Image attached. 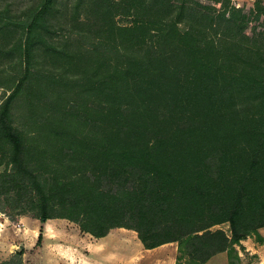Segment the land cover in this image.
<instances>
[{"label":"trees","instance_id":"trees-1","mask_svg":"<svg viewBox=\"0 0 264 264\" xmlns=\"http://www.w3.org/2000/svg\"><path fill=\"white\" fill-rule=\"evenodd\" d=\"M91 1L84 10L101 21L115 56L96 50L86 58L50 44L57 0H32L21 18H0V57L20 68L11 78L0 73L10 90L0 104V165L30 170L32 160L51 158L48 191L31 200L42 223L68 219L98 238L130 228L148 249L194 234L191 254L203 264L217 247L264 227V43L246 32L264 6L228 10L230 0H219L222 10L208 14L202 8L211 7L194 8V0ZM120 15L132 24H119ZM41 55L74 75L35 74ZM57 84L99 105L75 109L87 113L78 120L87 129L65 116L45 122L37 136L14 126L24 91L37 96ZM104 178L120 189L103 186ZM13 180L6 191L19 186ZM224 222L231 238L210 230Z\"/></svg>","mask_w":264,"mask_h":264},{"label":"rangeland","instance_id":"rangeland-1","mask_svg":"<svg viewBox=\"0 0 264 264\" xmlns=\"http://www.w3.org/2000/svg\"><path fill=\"white\" fill-rule=\"evenodd\" d=\"M37 1V0H36ZM78 0H57V7L59 9L58 21H55V25L52 27L53 33L48 34L47 41L58 48H66L68 52H81L86 58H96V50H98L100 56L109 57L117 54L116 50L107 44L104 31L101 30V21L98 17L90 16L88 11L84 8H88L92 4L91 0L81 1V12L79 14L74 11V6ZM32 0H0V18H5L6 15L13 19L21 18L22 15L27 12L28 7L31 5ZM205 5L211 7L202 8V11H206L208 14H218L222 10V2L219 0H194L191 2V6L194 8H200L198 6ZM225 3H228L225 1ZM260 3L264 6V0H230L228 4V10L231 7L243 8L246 11L256 10L257 4ZM214 8V9H213ZM254 12L252 14L251 21L249 22L246 32L249 36L254 37L257 41L264 43V11L259 17ZM71 15L75 16V19L71 20ZM7 16V17H8ZM116 21L119 24H132L131 16H117ZM187 21V20H186ZM188 24V23H187ZM181 28H185L182 23ZM19 35V33L17 34ZM92 56V57H91ZM15 58L0 57V73L4 72V78H11L20 69L18 67L19 62H16ZM94 59L90 62L93 63ZM88 65H91L88 64ZM93 65V64H92ZM37 74L39 71L51 72L53 75L60 77L61 75L70 78L74 75L72 71H63V65L57 64L44 55L37 58L35 62ZM63 72V73H62ZM47 74V73H46ZM34 86L39 92V88L42 85H38V81L34 78ZM55 91H41L37 96L30 95L28 91L19 96L14 103L12 109L13 124L18 129L23 131L27 136H37L39 129L44 127L45 122L53 123L58 120L59 117H67L70 120L73 118L75 124L82 126L80 129L85 130L84 124H80L78 120H84V115L79 114L75 109H81L82 107H90L93 111L95 107L99 105L87 95H79L76 92L68 91L64 86L56 85ZM58 92L62 94V98H59ZM9 86H0V104L9 95ZM89 97V96H88ZM88 99V100H87ZM74 106V107H73ZM71 110L75 116H71L65 113V110ZM67 114V115H65ZM79 116V117H78ZM75 120V121H74ZM43 134V131L40 132ZM40 143H43L39 141ZM51 158L46 161L32 160L31 165H27L28 170L23 164L22 167L12 166L7 164V161L1 163L0 173L8 172L13 176L0 177V263L10 261L15 264H37L39 260V254L44 247V225L41 222L40 233L42 237H32L33 224L38 222L35 218V211L31 210L33 198L40 196L39 192L47 193L51 180L52 173L49 171L50 167L47 165ZM2 156L0 161L2 162ZM212 164H216V160L213 159ZM44 164V166H43ZM20 183L18 187L13 190L6 191L10 180ZM8 180V181H7ZM107 180L111 178H104L103 186L114 187V190L120 189L119 181L114 183H108ZM127 183H132L129 181ZM109 184H111L109 186ZM32 206V207H31ZM55 219L54 223L58 222L62 228L70 227L73 229H80V225L64 218H52ZM22 222V223H21ZM21 224V227H20ZM42 228V230H41ZM114 237L118 244L112 246L114 252L113 257L110 260L116 264H199V256L191 254L193 251V242L195 241V235H185L182 242L175 241L162 244L158 247L148 249L142 243L138 236V232L134 229L115 227ZM111 229V230H112ZM109 231V233L111 232ZM210 230H223L229 238H231V225L229 222L216 224L210 228ZM85 232V231H83ZM88 233V232H86ZM108 233V234H109ZM202 233V232H200ZM90 234V233H89ZM107 234V235H108ZM92 235V234H91ZM123 235V239H122ZM54 236L55 233H54ZM95 237V236H94ZM21 261V262H20ZM203 264H264V227H260L257 230L251 232L245 239L240 240L237 243L231 242L227 248L217 247L215 253Z\"/></svg>","mask_w":264,"mask_h":264},{"label":"crops","instance_id":"crops-1","mask_svg":"<svg viewBox=\"0 0 264 264\" xmlns=\"http://www.w3.org/2000/svg\"><path fill=\"white\" fill-rule=\"evenodd\" d=\"M32 227V237H38L41 222ZM55 219H48L44 225V247L37 264H116L110 260L112 246L118 244L113 236L114 229L104 237H94L80 229L60 227ZM22 223V222H21ZM21 227V224H20ZM54 233L56 236H54ZM122 235V239H123Z\"/></svg>","mask_w":264,"mask_h":264}]
</instances>
